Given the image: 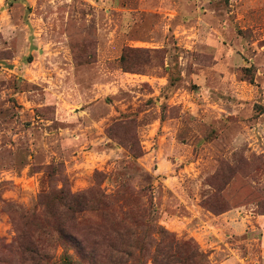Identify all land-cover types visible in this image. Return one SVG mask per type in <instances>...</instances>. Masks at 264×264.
Returning <instances> with one entry per match:
<instances>
[{"label": "rangeland", "instance_id": "1", "mask_svg": "<svg viewBox=\"0 0 264 264\" xmlns=\"http://www.w3.org/2000/svg\"><path fill=\"white\" fill-rule=\"evenodd\" d=\"M53 197L113 198L142 250L117 264H154L161 229L264 264V0H0V264L43 232L53 264H90ZM106 212L79 225L95 264Z\"/></svg>", "mask_w": 264, "mask_h": 264}, {"label": "trees", "instance_id": "2", "mask_svg": "<svg viewBox=\"0 0 264 264\" xmlns=\"http://www.w3.org/2000/svg\"><path fill=\"white\" fill-rule=\"evenodd\" d=\"M56 202L59 212L50 214V219L54 220L55 226L53 231L56 235V241L61 242L65 247H70L74 250L75 255L83 260L89 261L90 264H95V259L99 256L97 249L94 247H86L83 241V235L79 233V225L81 216L96 206L99 210H109L112 212L114 200L112 197H53ZM37 209V208H36ZM116 212H106V222L109 228L103 239L108 242L109 254L108 259L111 263H120L115 252L123 253L128 258H135L138 262V252L141 235L133 231L128 225L131 217H116ZM32 219H36L43 229L47 225V215L44 210L34 211L31 214ZM116 217V218H114ZM129 219V220H128ZM124 226H121V225ZM51 233L43 232L38 236L42 244L38 243L34 247L24 248L26 262L30 264H53L55 256L49 254V248L45 246L43 241L50 236ZM159 239L153 249L149 251V257L154 264H208L205 255L201 252L199 246L193 239L183 240L178 239L174 234L166 229H161ZM85 238V237H84ZM124 247L122 251L116 249V246ZM69 256L63 257V264H71Z\"/></svg>", "mask_w": 264, "mask_h": 264}]
</instances>
